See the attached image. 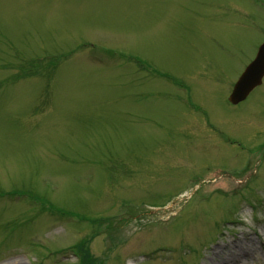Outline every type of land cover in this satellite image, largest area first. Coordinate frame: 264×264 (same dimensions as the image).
I'll return each instance as SVG.
<instances>
[{
    "label": "rangeland",
    "instance_id": "374dc122",
    "mask_svg": "<svg viewBox=\"0 0 264 264\" xmlns=\"http://www.w3.org/2000/svg\"><path fill=\"white\" fill-rule=\"evenodd\" d=\"M262 39L264 0H0V264L264 263Z\"/></svg>",
    "mask_w": 264,
    "mask_h": 264
},
{
    "label": "water",
    "instance_id": "95a60500",
    "mask_svg": "<svg viewBox=\"0 0 264 264\" xmlns=\"http://www.w3.org/2000/svg\"><path fill=\"white\" fill-rule=\"evenodd\" d=\"M264 73V42L260 44L255 58L245 67L235 82L229 99L236 102L242 99L247 92L260 82Z\"/></svg>",
    "mask_w": 264,
    "mask_h": 264
},
{
    "label": "bare ground",
    "instance_id": "6f19581e",
    "mask_svg": "<svg viewBox=\"0 0 264 264\" xmlns=\"http://www.w3.org/2000/svg\"><path fill=\"white\" fill-rule=\"evenodd\" d=\"M256 237L258 239L257 240V248L264 249V240H262L261 236L257 233H256ZM246 241L247 242H245V243H241L239 240L236 243L234 242L233 245L236 248V252L232 256V258L230 259L231 263H236L241 258L251 255L252 254L251 251H255V249L253 250V247L249 243V240H246ZM259 264H264V263H259Z\"/></svg>",
    "mask_w": 264,
    "mask_h": 264
},
{
    "label": "trees",
    "instance_id": "16d2710c",
    "mask_svg": "<svg viewBox=\"0 0 264 264\" xmlns=\"http://www.w3.org/2000/svg\"><path fill=\"white\" fill-rule=\"evenodd\" d=\"M85 255L83 256V258L81 259V262H82V264H84L85 263Z\"/></svg>",
    "mask_w": 264,
    "mask_h": 264
}]
</instances>
